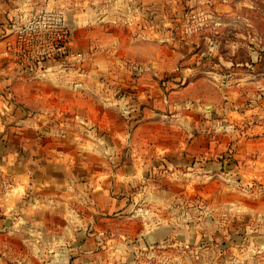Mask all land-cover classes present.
Wrapping results in <instances>:
<instances>
[{"label": "crops", "instance_id": "obj_1", "mask_svg": "<svg viewBox=\"0 0 264 264\" xmlns=\"http://www.w3.org/2000/svg\"><path fill=\"white\" fill-rule=\"evenodd\" d=\"M50 1L0 0V49L12 24L18 23L33 6L50 5ZM120 6L117 9L122 11L130 8ZM102 9L105 11L107 7ZM114 9L112 11H116ZM84 15L80 26L91 22L90 11ZM103 20L106 23L110 19L107 16ZM101 23L100 20L97 25ZM71 29L69 62L71 67H79L87 62L88 56L73 49L74 30ZM164 61L159 57L155 66L138 64L136 69L139 70L134 74L139 77L132 92L128 97L122 100L118 97L110 103L106 100L114 96L117 89L104 86L103 74L98 70L86 73L83 80L69 87V95L80 98L76 102L70 99L64 105V113L69 112L70 116L63 120L59 119L60 113L52 111L54 100L45 102L41 100L42 96L32 103L27 100L25 96L29 93L26 91H42L37 87L22 88L17 84L13 93L16 99L12 100L5 91L7 86L13 78L28 77L31 73L14 64L18 75L13 69L0 68V264H129L128 253L133 248L115 238V225H122L127 218L134 219L133 214L136 210L141 211L143 206H171L177 195L157 183H150L141 191L134 190L122 199L115 191L109 200H104V195L109 192L105 193L103 170H96L94 180L89 181L86 164L76 158H82L87 152L84 144L80 143L81 148L73 151L55 148L53 141L58 125L79 126L76 139L83 142L91 140L89 137L94 140L121 138L122 134L117 132L109 136L102 132L103 126L109 123L106 108L121 112L127 125L136 126L128 135L130 142L135 144L136 139H145V148H149L141 154L134 151L133 163L113 167L115 173H131L127 175L125 187L133 190L139 185L141 181L137 179L140 176L135 174L155 169L151 167L152 157L159 158L165 163L162 164L165 171H173L175 175L187 172L197 179L204 177L203 180L195 178L186 186L183 183L175 185L182 188L186 198L193 196H187L191 191L192 194L195 192V198L200 197L206 202L212 212L210 224L214 229H217L221 215L235 230H241L238 222L250 217L261 221L259 232L263 235L255 238L264 240V194H254L255 190L248 188L249 184L264 187V125L256 124L245 130V124L235 120L242 110L237 109L240 104L233 106L231 102L240 93L244 80L234 73L219 78L214 71H207L209 77L188 80V74L183 73L189 69L180 67L179 72L183 75L178 80L181 84H177L175 90H165L160 85L167 74ZM217 67L212 69L217 70ZM59 68L63 67L55 65L53 70ZM148 77L154 82L148 81ZM203 83H209L208 87L205 88ZM162 85L166 86L164 82ZM18 89L25 96L20 97ZM153 90L160 100L154 99ZM225 97L227 102H223ZM14 110L15 118L9 114ZM13 119L14 126L8 127L13 124ZM88 125L95 126V134L85 133ZM164 125L174 131L164 133ZM147 127L155 129L139 136L141 131H148ZM64 137L63 140L69 138ZM156 142L160 144L156 145ZM246 145L251 147L246 149ZM148 157L150 163L144 165L142 160ZM229 158L237 162L235 167L229 174L218 175ZM56 172H63L62 178H58ZM207 177L210 180H206ZM145 180L148 184L152 177ZM115 189L119 190L118 187ZM233 228L228 229L231 235ZM245 231L249 233L247 229ZM172 232L171 222H162L145 228L141 235L146 240L160 243ZM144 246L147 247L145 243ZM245 257L251 258V255Z\"/></svg>", "mask_w": 264, "mask_h": 264}, {"label": "rangeland", "instance_id": "obj_2", "mask_svg": "<svg viewBox=\"0 0 264 264\" xmlns=\"http://www.w3.org/2000/svg\"><path fill=\"white\" fill-rule=\"evenodd\" d=\"M51 3L66 9L69 24L74 30L73 49L78 54L88 56L87 62L81 63L79 67H71L70 62H67L68 67L62 65V69L52 70L43 79L33 75L13 78L10 86H7L9 90H5L12 100L16 99L13 93L17 84L22 88L37 87L42 91H26L29 96L23 95L20 93L22 90L18 89L19 96H25L31 103L38 100L36 98L39 96L45 102L54 100L57 105L54 103L52 111L60 113L59 119L63 120L65 116H70L69 112L64 113V105L70 99L76 102L80 98L70 96L69 87L83 80L82 76L86 73L98 70L103 74L104 86L117 89L115 95L106 100L110 103L118 97L122 100L132 92L139 77L134 72H138L136 68L139 65L155 66L160 57L165 60L162 64L167 68V74L160 81L165 90L177 89V84H181L178 79L185 73L188 74V80L209 77L207 71H214L219 78L234 73L244 80L240 93L231 101L233 106L240 104L237 109H242L236 114L235 120H240L239 124L244 123L245 130L256 124L264 125V0H51ZM120 4V8L128 6L129 10L117 9ZM103 7H107V10L103 11ZM99 8L100 11H97ZM114 8L116 11H112ZM89 11L91 22L80 26L82 16ZM107 16L110 20L105 23L103 19ZM100 20L102 23L98 26ZM215 65H218L217 70L212 69ZM180 67L189 71L180 74ZM0 68L13 69L19 74L12 62L2 57ZM147 80L154 82L150 77ZM163 82L166 86L162 85ZM208 85L203 83L205 88ZM154 92V99L160 100ZM223 102H227L226 97ZM164 103L168 104L166 100ZM106 112L109 123L103 126L102 132L105 136L117 132L122 134L121 138L94 140L89 137L91 140L83 142L76 139L79 126L73 124L71 128L58 125L53 141L55 148L73 151L81 148L80 143L84 144L87 152L82 158H76L86 164V174L91 178L89 181L94 180L96 170H103L105 193L109 192L104 195V200H109L115 191L116 196L125 198L127 194L134 190L141 191L150 183H157L177 195L169 207L146 205L141 207V211L136 210L134 219L127 218L122 225H115V238L133 248L128 253L129 264H264V240L255 238L263 235L259 232L261 221L245 218L237 223L242 226L241 230H235L231 225L228 226L227 219L221 215L217 229H214L210 224L212 212L206 202L200 197L195 198V192L192 194L191 191H188L187 196H193L186 198L182 188L175 185L183 183L186 186L196 178L195 174V177L187 172L175 175L173 171L164 170L163 160L152 157L151 167L155 169L135 174L140 176L137 181L141 182L134 188L130 185L133 190L125 187L127 175L131 173H115L113 167L133 163L134 151L141 154L149 148H145V139H136L135 144L130 142L128 135L136 126L127 125L121 112L116 113L111 108H106ZM9 114L14 118L17 116L15 110ZM12 123L8 127L14 126V119ZM85 127L88 132H82L95 134V126ZM147 128L148 131H141L139 136L143 137L155 129ZM162 129L164 133L174 131L168 125ZM64 135L69 138L63 140ZM250 147L246 145V149ZM1 158L4 160L5 155L2 154ZM148 159L143 158L144 165L150 163ZM235 163L232 158L224 161L218 175L229 174ZM56 176L62 178L63 172H56ZM148 176L152 177V182L147 181L146 184ZM205 179L210 180L208 177ZM117 187L119 190L115 189ZM248 188L254 189V194H264L262 185L249 184ZM183 192L186 193L187 189H183ZM162 222H171L173 226V232L164 242L156 243L143 238L141 234L145 228ZM230 228H233L232 235L228 233ZM247 254L251 258L245 257Z\"/></svg>", "mask_w": 264, "mask_h": 264}, {"label": "built area", "instance_id": "obj_3", "mask_svg": "<svg viewBox=\"0 0 264 264\" xmlns=\"http://www.w3.org/2000/svg\"><path fill=\"white\" fill-rule=\"evenodd\" d=\"M71 37L66 9L50 1V5L33 6L18 23L12 24L0 57L43 79L55 65H66L71 60Z\"/></svg>", "mask_w": 264, "mask_h": 264}]
</instances>
